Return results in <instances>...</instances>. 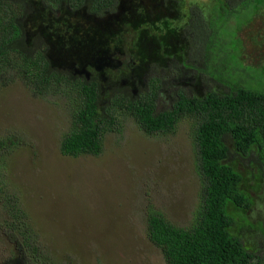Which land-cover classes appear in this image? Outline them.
Returning <instances> with one entry per match:
<instances>
[{
  "label": "rangeland",
  "instance_id": "374dc122",
  "mask_svg": "<svg viewBox=\"0 0 264 264\" xmlns=\"http://www.w3.org/2000/svg\"><path fill=\"white\" fill-rule=\"evenodd\" d=\"M262 1L234 15L226 24L230 31L221 32L225 46L235 49L258 79L246 80V85L260 92ZM119 3L116 12L103 17L83 11L56 16L36 5L26 26L31 34L45 36L57 64L87 66L105 88H137L157 62L164 76L200 94L215 85L189 66L201 60L202 49L190 8L209 16L217 0ZM211 64L214 74L229 71ZM72 112L63 90L35 95L18 75L0 86V138L8 141L1 150L2 171L5 191L14 201L8 206L1 200L0 218L10 221L17 214L19 221L31 223L43 251L57 264H165L160 249L145 235L147 211L153 206L181 227L192 221L200 186L190 123L181 119L171 134L149 135L132 116L121 114L116 129L105 132L100 154L72 156L60 149ZM255 199L247 213L255 228L243 227L240 235L247 247L264 256V185ZM11 226L0 223V264L26 263L18 229Z\"/></svg>",
  "mask_w": 264,
  "mask_h": 264
},
{
  "label": "trees",
  "instance_id": "16d2710c",
  "mask_svg": "<svg viewBox=\"0 0 264 264\" xmlns=\"http://www.w3.org/2000/svg\"><path fill=\"white\" fill-rule=\"evenodd\" d=\"M260 2L217 0L209 16L195 6L190 8L202 49L201 60L189 66L215 83L200 94L169 74L164 76L159 62L137 88H105L103 79L87 66L57 64L45 36L31 34L26 26L36 5L56 16L83 11L103 17L116 12L119 0H0V86L18 75L35 95L65 91L73 112L60 143L63 154H100L105 132L116 129L121 114L132 116L149 135H169L181 119L190 123L200 186L192 221L181 227L153 206L147 211L145 235L160 249L165 264H264V256L247 247L240 235L243 227L255 228L247 213L264 185V92L246 85V80L258 79L243 57L225 46L227 40L221 34L234 15ZM128 55L134 57L131 52ZM211 63L229 71L214 74ZM7 142L0 138V203L3 199L12 206L2 171L1 150ZM16 216L10 221L0 218V223L18 229L20 253L27 261L23 264H57L43 251L32 224Z\"/></svg>",
  "mask_w": 264,
  "mask_h": 264
}]
</instances>
